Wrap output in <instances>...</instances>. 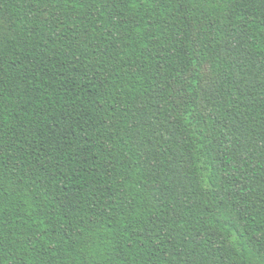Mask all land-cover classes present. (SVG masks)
Masks as SVG:
<instances>
[{
	"label": "trees",
	"instance_id": "trees-1",
	"mask_svg": "<svg viewBox=\"0 0 264 264\" xmlns=\"http://www.w3.org/2000/svg\"><path fill=\"white\" fill-rule=\"evenodd\" d=\"M0 264H264V0H0Z\"/></svg>",
	"mask_w": 264,
	"mask_h": 264
}]
</instances>
